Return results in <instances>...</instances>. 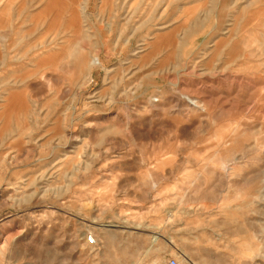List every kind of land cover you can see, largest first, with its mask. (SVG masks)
<instances>
[{"label":"rangeland","instance_id":"374dc122","mask_svg":"<svg viewBox=\"0 0 264 264\" xmlns=\"http://www.w3.org/2000/svg\"><path fill=\"white\" fill-rule=\"evenodd\" d=\"M169 260L264 264V0H0V264Z\"/></svg>","mask_w":264,"mask_h":264},{"label":"bare ground","instance_id":"6f19581e","mask_svg":"<svg viewBox=\"0 0 264 264\" xmlns=\"http://www.w3.org/2000/svg\"><path fill=\"white\" fill-rule=\"evenodd\" d=\"M98 64V61L94 59L92 62H90V66L94 67L95 65ZM226 162V161H225ZM223 165V164H222ZM262 189V188H261ZM261 191V190H260Z\"/></svg>","mask_w":264,"mask_h":264},{"label":"built area","instance_id":"2783aa9c","mask_svg":"<svg viewBox=\"0 0 264 264\" xmlns=\"http://www.w3.org/2000/svg\"><path fill=\"white\" fill-rule=\"evenodd\" d=\"M167 264H176V261H175V260H169V261L167 262Z\"/></svg>","mask_w":264,"mask_h":264}]
</instances>
